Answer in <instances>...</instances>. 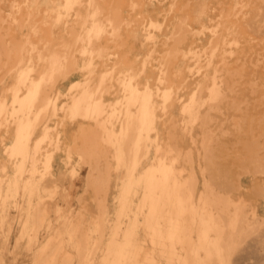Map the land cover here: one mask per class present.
<instances>
[{
	"label": "bare ground",
	"instance_id": "6f19581e",
	"mask_svg": "<svg viewBox=\"0 0 264 264\" xmlns=\"http://www.w3.org/2000/svg\"><path fill=\"white\" fill-rule=\"evenodd\" d=\"M92 4L12 0L0 26L10 19L21 31L31 26L40 45L61 26L78 27L85 33L71 36L65 48L83 41L80 54L92 56L91 35L111 25L99 18L108 10ZM204 7L193 1L196 18ZM244 8L241 30L260 33ZM21 42L7 54L16 72L1 85L9 94L0 91L7 97L0 104V264H264V139H224L227 122L241 128L243 119L231 112L243 109L212 108L222 82L217 70L208 98L185 102L176 120L156 107L145 70L138 72L145 91L136 77L104 72L99 79L119 77L122 87L117 99L105 101L111 94L89 85L92 61L73 54L43 62L29 40ZM58 83L67 90L56 92ZM181 130L193 146L183 145ZM229 154L240 173L231 171ZM82 183L87 196L95 192V214L76 197ZM251 184L255 198L244 192Z\"/></svg>",
	"mask_w": 264,
	"mask_h": 264
},
{
	"label": "rangeland",
	"instance_id": "374dc122",
	"mask_svg": "<svg viewBox=\"0 0 264 264\" xmlns=\"http://www.w3.org/2000/svg\"><path fill=\"white\" fill-rule=\"evenodd\" d=\"M193 1L93 0L92 10L100 8L102 13L107 9L108 12L104 11L105 14L99 18L105 23L109 20L111 25L103 28V32L91 35L89 52L92 56L80 54L83 41H79L74 50L65 48L66 41L71 36H83L85 32L81 28L76 27L67 32L66 28L61 26L51 32L46 43L40 45L37 41L41 37L39 32L35 34L31 26L21 31L10 19L9 23L7 21L3 27L0 26V91L5 95L9 94L1 89V85L5 79L15 78L16 72L11 68L7 54L10 45L15 51L14 47L20 48L22 39L33 44L34 48H29L34 52V58H39L36 55L38 53L43 62H48L55 55L70 60L73 54L79 62L92 61L95 66L88 74L89 85L94 93L111 94L110 97L103 98L105 101L117 99L122 93V87L116 82L119 77L115 76V81H104L103 77L99 79L104 72L111 71L112 74L136 77L137 81L133 83L143 90L147 83L145 79H140L142 75L138 72L145 70L148 73L144 74V78H150L149 85L157 101L156 107L172 112L176 120L181 118L185 102L191 99L202 102L208 98L213 85L212 76L217 70L222 82L221 87L216 89V92L220 93L217 98L219 104L212 108L243 109L231 112L232 116L243 119L241 128L238 123L227 122L225 129L230 134L224 139H228L226 141L229 144L245 142L254 135L262 134L264 139V0H203L204 12L199 18L194 14ZM84 4L82 8L86 10L85 1ZM243 6L246 7V20L262 27L260 33L251 34L241 30L239 12ZM11 8L12 0L2 2L0 16L2 14L5 17ZM151 35L154 36L153 40L149 38ZM21 50L25 53L29 49L24 47ZM241 60L245 61L246 65L239 64ZM137 76H140L139 79ZM62 84L58 83L56 92L63 93L67 90ZM6 99L7 97L0 94V104L7 102ZM244 102L247 103L245 106ZM201 108L207 110L210 106ZM180 138L184 146H193L186 131H180ZM239 148L242 149V146ZM229 155L231 171L240 173V162L234 161L236 155ZM252 186L246 185L244 192L255 198ZM75 194L78 198H86L84 203L92 213H96V203L93 200L95 192L87 196L85 185L82 183ZM115 194L116 189L112 188L110 206L113 212ZM75 202H78L77 198ZM76 206L79 207V202ZM261 213L264 214V210Z\"/></svg>",
	"mask_w": 264,
	"mask_h": 264
}]
</instances>
